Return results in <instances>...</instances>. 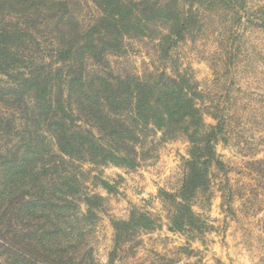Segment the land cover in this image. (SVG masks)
<instances>
[{
  "label": "trees",
  "instance_id": "obj_1",
  "mask_svg": "<svg viewBox=\"0 0 264 264\" xmlns=\"http://www.w3.org/2000/svg\"><path fill=\"white\" fill-rule=\"evenodd\" d=\"M92 2L100 15L83 25L73 0H0V75L7 78L0 82L2 263L99 264L89 219L103 199L84 192L79 164L133 168L148 131L182 135L192 145L181 188L162 198L172 230L202 228L193 201L208 188L220 126L204 132L186 76L114 70L108 57L125 56V40L143 34V26L131 20L126 0ZM154 224L136 211L115 223L109 264L122 244Z\"/></svg>",
  "mask_w": 264,
  "mask_h": 264
},
{
  "label": "rangeland",
  "instance_id": "obj_2",
  "mask_svg": "<svg viewBox=\"0 0 264 264\" xmlns=\"http://www.w3.org/2000/svg\"><path fill=\"white\" fill-rule=\"evenodd\" d=\"M126 1L143 34L125 40V56L108 57L112 68L186 76L198 93L204 132L220 128L208 188L193 201L202 228L172 230L162 198L181 188L192 147L185 136L146 132L133 168L79 164L84 192L103 199L89 219L97 263L109 264L115 223L136 211L150 215L153 230L122 244L114 264H264V0ZM73 2L83 25L100 15L92 0ZM159 7L164 12L154 16ZM79 205L85 212L82 199Z\"/></svg>",
  "mask_w": 264,
  "mask_h": 264
}]
</instances>
